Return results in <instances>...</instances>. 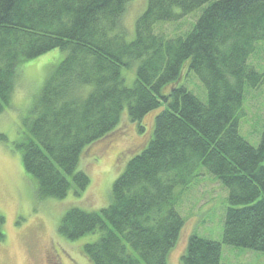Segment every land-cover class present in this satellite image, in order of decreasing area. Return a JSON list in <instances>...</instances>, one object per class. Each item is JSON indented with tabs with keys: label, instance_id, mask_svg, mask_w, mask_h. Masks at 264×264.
<instances>
[{
	"label": "trees",
	"instance_id": "obj_1",
	"mask_svg": "<svg viewBox=\"0 0 264 264\" xmlns=\"http://www.w3.org/2000/svg\"><path fill=\"white\" fill-rule=\"evenodd\" d=\"M129 1L0 0V113L19 64L65 51L16 145L24 171L40 198L63 199L72 186L79 194L90 182L77 169L83 149L113 131L124 108L139 132L155 112L150 138L113 181L108 204L68 209L58 232L70 241L99 232L81 247L93 264H168L184 224L176 193L200 167L227 189L222 238L190 235L180 264H220L222 244L264 253V125L257 146L239 128L245 88L264 84L249 64L264 42V0H148L131 40L122 25ZM200 8L187 34L156 31ZM187 73L203 85L204 101L182 83ZM3 223L0 214V242Z\"/></svg>",
	"mask_w": 264,
	"mask_h": 264
},
{
	"label": "rangeland",
	"instance_id": "obj_2",
	"mask_svg": "<svg viewBox=\"0 0 264 264\" xmlns=\"http://www.w3.org/2000/svg\"><path fill=\"white\" fill-rule=\"evenodd\" d=\"M147 1L131 0L126 4L122 15L126 39H133L135 22L144 12ZM201 10L173 24L159 25L156 31L170 37L185 35L192 29ZM64 56L65 51L52 49L19 64L17 84L10 102L0 113V214L4 217L2 230L5 234L0 242V264H93L81 253V247L96 241L99 232L70 241L58 232L61 218L72 207L88 212L105 207L113 181L150 138L155 112L148 113L141 120L143 130L139 132L137 123L128 118L124 108L114 130L85 147L80 155L77 169L88 175L87 187L75 194L72 186L63 199L40 198L35 181L23 169L21 152L16 145L27 136V124L34 117L32 110L39 92ZM249 64L264 72V42L257 44ZM128 74L130 77L132 74V78L126 79L125 85L130 87L134 69ZM181 81L199 99L205 100L203 85L193 73L185 74ZM244 92L240 134L257 146L264 125V84L255 89L245 88ZM205 171L198 167V178L190 181L179 197L176 193L175 207L184 224L168 254V264H180L190 235L221 241L227 189ZM220 264H264V253L222 244Z\"/></svg>",
	"mask_w": 264,
	"mask_h": 264
},
{
	"label": "flooded vegetation",
	"instance_id": "obj_3",
	"mask_svg": "<svg viewBox=\"0 0 264 264\" xmlns=\"http://www.w3.org/2000/svg\"><path fill=\"white\" fill-rule=\"evenodd\" d=\"M54 259H55V260H57V258H56V257H54ZM46 263H48V261H46Z\"/></svg>",
	"mask_w": 264,
	"mask_h": 264
},
{
	"label": "bare ground",
	"instance_id": "obj_4",
	"mask_svg": "<svg viewBox=\"0 0 264 264\" xmlns=\"http://www.w3.org/2000/svg\"><path fill=\"white\" fill-rule=\"evenodd\" d=\"M131 1V0H130Z\"/></svg>",
	"mask_w": 264,
	"mask_h": 264
}]
</instances>
